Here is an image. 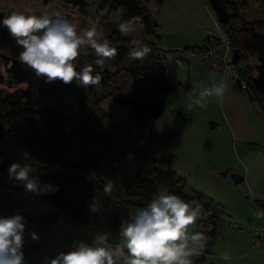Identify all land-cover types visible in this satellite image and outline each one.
<instances>
[{"label":"rangeland","instance_id":"rangeland-1","mask_svg":"<svg viewBox=\"0 0 264 264\" xmlns=\"http://www.w3.org/2000/svg\"><path fill=\"white\" fill-rule=\"evenodd\" d=\"M87 1L86 8L81 9L63 0H0V36L5 34L16 44L8 29L2 25L3 18L13 10L37 15L58 11L62 16L76 23L79 31L88 28L90 22H95L98 30L102 31L108 40H111L109 37L112 34L121 35L117 31L118 24L121 22L132 24L135 31L125 36V40L117 38L119 40L117 43H129L127 45L131 49L147 45L151 53L143 61L132 60L128 54L119 67L114 58L105 60L100 66L103 69H110L113 73L112 78L87 88L75 81L65 91V104L74 108L86 104L87 112L95 118L105 111V122L97 128L110 130L111 133L117 132L114 154L119 162L122 161V164L130 170L140 167L143 172L150 169L175 171L187 181L189 189L204 194L206 200L211 199L214 210L218 213H228L225 227L242 226L248 217H255L254 210L249 208L245 200L248 198L245 182H235L231 175L224 176L221 171L234 166L242 168L236 158L241 142L256 141L258 138L264 143V118L252 123L249 121L253 118L254 112L251 111L250 116L242 107L238 110L235 106L229 109L227 99H231L232 104H237L244 98L239 91L237 81L231 78L224 82L226 85L224 95L209 97L206 108L193 106L189 111L187 107L191 103L190 98L198 97L200 90L199 81L193 80L190 84L189 69L212 68L205 62L200 50L186 48L201 45L205 35L204 28L213 22L210 15L217 17L209 0H141L157 32L149 31L138 17L125 20L121 15V8L109 10L107 0ZM235 1L239 11L242 10L241 15L245 21H264V0ZM229 10L231 12L230 8ZM213 25L214 23L209 26ZM258 31L264 33V26H259ZM133 41H136V44H133ZM111 42L115 46L116 41ZM169 49L172 52H169ZM192 50L194 52H191ZM11 51V43L0 47V55L2 53L11 55ZM91 54L89 50V54L81 56L85 59V64L88 63L87 57ZM256 61L255 58L249 60L253 66ZM8 75L4 60L0 56V91L5 93L24 87V85H11ZM171 75L176 77L178 83L175 87L169 88L172 86V81L169 79ZM248 95L249 100L259 108L258 102L251 100V95ZM127 99L158 100L163 101L166 106L160 117L154 118L152 113L146 112L140 119L126 108ZM238 118L242 121L240 127L235 124ZM244 120L249 129L243 127ZM92 123L95 124V121ZM230 124L233 126V132ZM8 128V124L0 127L2 133L0 163L11 159L15 162L27 163L33 167L36 175V167L42 162L28 158L25 149L9 136ZM122 130L132 134L125 145L120 142L124 136ZM7 169H0V189L11 198L8 202L9 206L8 204L5 206L12 210L10 213H13L12 199L22 200L21 214L27 220L25 240L31 244L40 243L39 250L26 257L27 264H43L45 257H54L59 251H65L71 240L83 238L91 242L95 233H102L106 229L112 233L109 240L119 239L118 231L109 228L108 221L100 217H93L89 225L62 216L58 223H49L46 228L40 229L41 220L37 219L36 215L45 208L47 201L41 196L25 192L23 187L25 194L16 192L17 182H9ZM39 179L43 181L40 177ZM6 187L14 188L16 193L9 192ZM159 194H167V189L161 186ZM3 200L0 197L2 204ZM203 210L204 206L201 205L200 217L196 224L190 227V231L202 232L198 227L204 228L199 224ZM134 212L135 209L131 208L129 217ZM28 213L33 214L29 217ZM229 221L232 222L231 225ZM31 231L39 234V242L30 239L28 233ZM200 257L194 256L191 259L195 264H200L203 262Z\"/></svg>","mask_w":264,"mask_h":264},{"label":"trees","instance_id":"trees-1","mask_svg":"<svg viewBox=\"0 0 264 264\" xmlns=\"http://www.w3.org/2000/svg\"><path fill=\"white\" fill-rule=\"evenodd\" d=\"M63 1L81 9L88 5L87 0ZM221 1L231 9L230 21L223 23L224 29L233 46L239 48L240 60L246 65L245 75L256 89V93L251 97L258 102L264 112V33L258 31L259 26H264V21L247 22L235 0ZM106 2L109 4V10L121 8V15L125 20L139 17L149 31H156L151 16L141 0H107ZM109 38L110 41H116L117 55L114 60L119 67L131 48L127 45L129 43H117L119 41L117 38L125 40V36L112 34ZM7 43H11V55L2 53L0 56L10 75L9 81L24 87L5 93L0 91V127L8 124L9 136L25 149L28 158L42 162L36 167V175L43 179V182L59 187V191L54 194L41 196L43 200L47 201L51 198L53 205L64 213L62 216L85 224L90 223L93 217H100L108 221L109 228L118 231L121 217H129L131 208L136 210L137 207H144L148 201L158 195L162 186L167 189V193L178 194L186 201H196L204 206L203 217L199 219V224L204 228L198 227V230L210 237L208 243L213 242L223 212L218 213L213 209L211 199L206 200L204 194L189 189L187 181L173 170L150 169L143 172L140 167L136 170L128 169L114 154L117 132L111 133L110 130L97 128L105 122V111L95 118L87 112L86 104H80L78 108L65 104V91L76 80L70 84L61 81L49 83L44 77H36L30 69L18 61V54L22 49L12 42L11 37L2 34L0 47ZM186 48L203 50L201 45ZM168 51L172 52L171 49ZM253 58L258 61L254 66L249 62ZM96 59L97 57L92 53L87 57V64L93 66V75L99 73L102 76L101 82H107L112 78L113 73L110 69H103L97 65ZM84 60L82 57L78 59L77 70L85 65ZM255 70H257L256 75H254ZM170 80L172 86L169 88L175 87L178 81L173 77ZM165 106L163 101L158 100H126V108L140 119L146 112L152 113L154 118L160 117ZM93 121L95 124L92 123ZM122 131L124 136L120 142L125 145L132 134L129 131ZM1 134L0 130V136ZM13 162H15L13 159L2 161L0 169L9 168ZM109 179L115 182V199L103 194V187ZM15 186L18 191L23 190L18 182ZM93 198L103 205L97 213L90 212L88 207ZM12 201L22 204V200L12 199ZM32 214L28 213L29 217ZM0 215L9 216L14 213L3 212ZM48 224L49 222L41 220L40 229L46 228ZM73 240L69 242L65 251L71 247ZM39 247L40 243L31 244L25 240L23 248L25 258L38 251ZM206 251L210 252V249L207 248ZM200 258L204 261L205 255Z\"/></svg>","mask_w":264,"mask_h":264},{"label":"clouds","instance_id":"clouds-1","mask_svg":"<svg viewBox=\"0 0 264 264\" xmlns=\"http://www.w3.org/2000/svg\"><path fill=\"white\" fill-rule=\"evenodd\" d=\"M17 46L22 50L18 61L30 69L36 77L46 78V82L61 81L70 84L73 80L87 88L101 82L99 73L85 64L77 70L78 59L89 54L97 59V65L115 58L117 48L98 30L95 22L83 31L78 25L60 12L25 14L13 10L2 20ZM122 36H129L135 27L129 22L117 25ZM136 44V41H133ZM151 49L147 45L134 47L129 56L132 60L143 61ZM198 97H193L187 105L206 108L209 97H222L226 85L221 83L211 88L199 85ZM10 183L18 182L27 193L36 196L52 195L59 187L45 183L34 175V169L27 163L13 162L8 168ZM115 182L105 183L103 194L115 199ZM90 212L97 213L103 205L93 198L88 205ZM201 214V205L196 201H186L178 194H159L147 202L144 207H137L130 217H121L118 225V237L110 243L111 231L105 230L93 235L91 242L73 240L67 251H59L54 257H45L43 264H194V256L205 255L210 237L202 232L190 231ZM264 217V212L257 213V218ZM27 220L20 213L0 215V264H27L24 255ZM30 239L39 242L37 232L28 233ZM222 260H229L224 253Z\"/></svg>","mask_w":264,"mask_h":264},{"label":"crops","instance_id":"crops-1","mask_svg":"<svg viewBox=\"0 0 264 264\" xmlns=\"http://www.w3.org/2000/svg\"><path fill=\"white\" fill-rule=\"evenodd\" d=\"M210 16H211V20L213 19L212 23H215L217 17L213 15ZM211 20H209V22ZM212 23L210 22L208 26L211 25ZM208 26L204 28V33H206ZM194 51L192 50L191 52ZM189 53L190 51H188V54ZM257 63L258 61L255 62V65ZM256 74H257V70L254 71V75ZM188 75L191 80L190 84L193 82V80H195L200 82L199 85L202 84L203 87H207V88H211L213 85H219L221 83L225 84L224 82H226L221 80L220 74L218 73L217 70L210 67L207 68L198 67L195 69L190 68ZM171 77L176 79V77L173 75H171L170 78ZM10 84L16 86L13 82H10ZM239 91L244 98L240 100V102L237 104H232L231 99H227L226 103L228 104L229 109L233 106H235L237 110L239 107H242L243 110L246 111V114L250 116H251L250 112L251 111L254 112V114H252V117L255 118L256 120L252 118L249 121L252 123H254L259 119L261 120V118H264V112L261 109H259L260 107L259 108L256 107L254 103L249 100L250 98V96L248 95L249 92L243 89H240ZM222 102H224V100H222ZM226 121L229 123V120L226 119ZM241 123L242 121L240 118H238L235 121V124L238 127L242 125ZM230 126L232 131L233 129L232 124H230ZM243 127L248 128L246 120H244ZM236 158L240 161L242 168H238L237 166H234L232 168L230 167L229 169L231 171L232 170L238 171L244 175L242 181L245 182L248 192L247 194L248 198H246L245 200L248 203L249 208L254 210L255 217H248L242 226H237L235 228L232 226L225 227L224 223L227 221L226 218H228L229 215L227 212H223V214L220 215L219 223L217 226V232L216 235L213 237V242L208 243L207 246V248L210 249V252H207L205 250V260L200 264H264V248L253 246L252 244L253 236L247 227L249 220H254L264 224V217L257 218V213L264 212V207L262 205V203H264V143H261L258 140V138H256V141L241 142L239 150H237L236 152ZM3 201L5 202V204L4 202L3 204L0 202V210H1L0 213L3 212L10 213L12 210L7 209V207L5 206L6 204H8L9 206L8 203L9 200L8 201L3 200ZM256 206L260 207L261 209H258ZM229 223L231 225L232 222L229 221ZM88 224L91 225V222ZM78 240H83V238H78ZM109 241L110 243H112L117 240L112 239ZM224 253L229 254L230 256L229 260L220 259V256Z\"/></svg>","mask_w":264,"mask_h":264},{"label":"built area","instance_id":"built-area-1","mask_svg":"<svg viewBox=\"0 0 264 264\" xmlns=\"http://www.w3.org/2000/svg\"><path fill=\"white\" fill-rule=\"evenodd\" d=\"M201 46L205 62L218 71L222 81L232 78L237 81L240 88L251 92L249 79L245 75L246 65L240 59L238 62L232 60L234 46L218 17L214 25L207 29ZM6 190L11 193L25 194L23 190L15 192L14 188L6 187ZM247 227L253 236V246L264 248V224L249 220Z\"/></svg>","mask_w":264,"mask_h":264},{"label":"water","instance_id":"water-1","mask_svg":"<svg viewBox=\"0 0 264 264\" xmlns=\"http://www.w3.org/2000/svg\"><path fill=\"white\" fill-rule=\"evenodd\" d=\"M213 10L215 11L218 20L222 23H226L230 21L231 18V12L229 10V8L221 1V0H209ZM240 59V51L238 47H234L233 49V56H232V60L234 62H238ZM249 84H250V88H251V96H253L256 93V89L254 88V84L249 80ZM212 126H214V123L212 124ZM222 175L224 176H228L231 175L233 177V179L235 180V182H240L243 180L244 175L241 174L238 171H231L229 168H225L223 171H221ZM0 196L2 197V199L8 201L9 195L4 192L3 190H0ZM263 207H264V203H262ZM14 208V214L16 213H22L21 210V206L20 203H14L13 205ZM64 213L62 212V210H60L59 208H57L56 206L53 205L52 203V199L49 198L47 200V204L44 210H42L40 213H38L36 215L37 219L43 220V221H47L49 223H58L60 217L63 215Z\"/></svg>","mask_w":264,"mask_h":264}]
</instances>
